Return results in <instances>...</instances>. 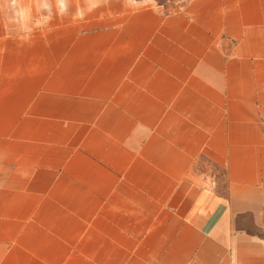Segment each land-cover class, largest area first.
I'll return each instance as SVG.
<instances>
[{"label":"crops","instance_id":"crops-1","mask_svg":"<svg viewBox=\"0 0 264 264\" xmlns=\"http://www.w3.org/2000/svg\"><path fill=\"white\" fill-rule=\"evenodd\" d=\"M0 264H264V0H0Z\"/></svg>","mask_w":264,"mask_h":264},{"label":"rangeland","instance_id":"rangeland-1","mask_svg":"<svg viewBox=\"0 0 264 264\" xmlns=\"http://www.w3.org/2000/svg\"><path fill=\"white\" fill-rule=\"evenodd\" d=\"M139 1H149L155 4L162 5L168 11H173L182 7L188 0H139Z\"/></svg>","mask_w":264,"mask_h":264}]
</instances>
